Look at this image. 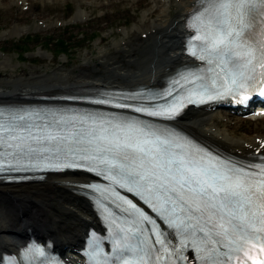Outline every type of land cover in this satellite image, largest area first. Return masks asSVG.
Segmentation results:
<instances>
[{
    "label": "snow or ice",
    "instance_id": "obj_1",
    "mask_svg": "<svg viewBox=\"0 0 264 264\" xmlns=\"http://www.w3.org/2000/svg\"><path fill=\"white\" fill-rule=\"evenodd\" d=\"M194 8L186 51L196 63L161 93L132 98L147 102L134 112L173 120L187 104L264 97V0H196ZM258 158L237 164L139 119L52 114L37 124L31 114L0 113V171L4 161L8 170L44 161L109 182L87 187L118 201L124 214L112 221L113 264H192L189 257L196 264H264L249 254L264 252V157ZM90 258L109 264L95 241Z\"/></svg>",
    "mask_w": 264,
    "mask_h": 264
},
{
    "label": "bare ground",
    "instance_id": "obj_2",
    "mask_svg": "<svg viewBox=\"0 0 264 264\" xmlns=\"http://www.w3.org/2000/svg\"><path fill=\"white\" fill-rule=\"evenodd\" d=\"M14 1L17 5L22 3V6H25L26 3L34 0H0V4L6 8L4 10H9ZM75 1L84 2V0ZM100 1L106 2V0ZM107 1V4L112 6L113 0ZM192 2L193 0H159L157 8L161 10L157 11V18L151 23H147L148 20H141L135 25L141 35L148 33L152 37L150 40L155 39V41L144 44L140 33L137 35L138 32L135 31L129 38L130 48L126 55L119 57L108 54L106 50H100L98 58L103 71L82 68L75 74L58 67L50 73L31 71L27 74L29 78L26 77L27 75L21 77L11 74L5 79H0V102L45 94L78 92L101 86L132 87L143 84L160 86V82L167 74L185 63L186 58L182 55V40L185 34L183 24L185 13L191 9ZM154 10L155 8L152 7L142 15L150 19ZM172 11L175 15H171ZM20 30L21 28L16 26V34H19ZM124 35L129 37V33L125 32ZM117 46L123 49L121 41L119 45H115ZM1 66L9 67L4 63H1ZM9 87L14 88L10 90ZM223 117L221 110L198 111L182 119V123L221 146L240 153L247 151L248 146L258 145L255 141L258 136L236 137L233 126L222 123ZM237 121L241 122L240 119ZM251 130L257 131V125H253ZM81 181L84 180L72 175H48L45 180L34 184L15 186L0 182V252L13 247L18 240L16 236H19L25 228H36L52 234L61 246L68 243L76 244L80 238L77 237L76 232L86 228L92 219L89 205L73 193L74 183Z\"/></svg>",
    "mask_w": 264,
    "mask_h": 264
},
{
    "label": "rangeland",
    "instance_id": "obj_3",
    "mask_svg": "<svg viewBox=\"0 0 264 264\" xmlns=\"http://www.w3.org/2000/svg\"><path fill=\"white\" fill-rule=\"evenodd\" d=\"M107 2L108 1L103 4H106ZM127 3V0H113L112 6L108 5L107 7L103 6L102 9H96L94 16L91 17L92 20L80 26H65L64 28L55 29L52 32L47 33L31 31L30 34L27 35H22V33L16 39L0 42V51H6L10 56L13 55L15 58H18L21 51H27L26 54H28L24 63L25 66L22 67V69L14 67L13 61L11 63L12 66L9 69L1 68L0 64V79H5L11 74L22 77V75H27L31 71L50 73L55 71V69H58V67L75 74H77L82 68L93 70L90 61H100L98 58L100 50H106L108 54L110 53L120 57L121 54L115 53L113 48L115 41L118 40V37L116 38L118 35L116 27L118 25H123L125 20L129 22V24H127L128 28L131 25L140 23L142 20L141 13L139 14L137 12L136 7L128 10L127 8L129 4L126 5ZM139 5L146 6L143 3H139ZM10 8L11 9L9 10L0 11L1 28H8L14 23V21L17 22L19 20L18 14L12 9L13 7ZM53 9H56V6L53 7ZM108 10H110L111 13L106 14L105 12ZM6 11H8V13H6ZM42 12L47 14L46 11ZM34 15L33 10L24 14L22 24H30V20ZM156 17L157 15H154L153 19H156ZM101 30H106V33L114 34L108 37V40L104 41L101 45H97L95 42L100 40L95 42H92V40L96 37L97 31ZM57 40L66 41L67 48L61 51L59 45L56 43ZM65 55L67 56V61L63 63V56ZM1 62H3V59L0 56V63ZM98 70L103 71V67L99 66L96 71ZM26 77L29 78V75ZM9 88L12 90L14 87ZM260 125L261 123L259 126ZM232 126L235 135L241 138L244 136L247 137V134H244L243 131L249 132L251 136L254 134H262V132H264L263 129H260V131L253 133V131H251L252 124L247 121L237 122Z\"/></svg>",
    "mask_w": 264,
    "mask_h": 264
}]
</instances>
